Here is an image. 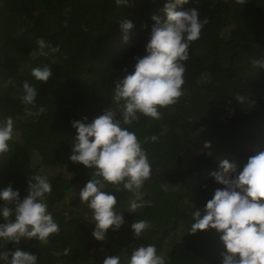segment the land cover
Listing matches in <instances>:
<instances>
[{
    "label": "trees",
    "instance_id": "1",
    "mask_svg": "<svg viewBox=\"0 0 264 264\" xmlns=\"http://www.w3.org/2000/svg\"><path fill=\"white\" fill-rule=\"evenodd\" d=\"M165 2L0 0V119L14 121L10 150L0 155V188L11 185L23 198L28 180L47 176L48 211L59 225L47 243L22 239L0 251L19 247L36 253L38 264H102L111 255L127 264L133 249L154 244L166 264H220L224 249L217 233L188 230L195 206L203 208L223 187L209 175L219 161H246L264 150V69L253 63L264 60V0H189L177 8L195 7L208 22L200 38L189 43L184 95L161 108L159 120L141 115L131 126L141 141L157 137L142 145L151 165L139 190L146 203L130 212L136 194L108 184L104 190L115 195L124 223L110 228L105 241L93 239L92 210L78 198L92 170L68 159L72 121L87 117L90 122L109 109L120 119L112 98L115 82L133 71L135 57L145 55L151 16L163 21ZM123 20L133 23L126 42ZM39 38L59 52L40 55ZM45 64L52 76L42 83L31 70ZM24 81L37 88L33 105L20 100ZM46 91L53 97L43 101ZM41 107L39 115H27ZM138 220L149 225L139 237L129 227Z\"/></svg>",
    "mask_w": 264,
    "mask_h": 264
},
{
    "label": "clouds",
    "instance_id": "2",
    "mask_svg": "<svg viewBox=\"0 0 264 264\" xmlns=\"http://www.w3.org/2000/svg\"><path fill=\"white\" fill-rule=\"evenodd\" d=\"M126 4L127 0H115ZM189 0H166L162 11L165 19L151 16V26L145 55L135 57L134 69L115 82L112 98L120 113L105 110L90 122L87 117L71 122L75 129L68 159L91 169L90 179L78 192L81 203L92 210L94 228L91 233L96 241H105L106 232L118 230L124 223L122 213L116 209L117 200L113 192L105 191L108 184L116 191L120 186L136 194L130 203V212L144 206L139 194L144 182L151 176V165L143 143L156 141V136L141 141L131 126L140 116L153 120L161 118V108L175 105L184 95V73L189 59V43L200 38L207 18L201 19L195 7L177 10ZM244 2V0H241ZM133 28L131 20H123L120 29L127 33ZM40 55L59 52L43 38L37 40ZM264 69V60L253 61ZM31 76L46 83L52 69L45 64L31 70ZM20 100L33 105L37 88L24 81ZM28 110L27 115H39ZM14 137L12 117L0 119V155L8 153ZM205 148L209 144L204 145ZM214 181L222 185L213 191L203 208L195 206L191 212L188 234L214 230L223 246L220 264H264V150L244 160L221 159L217 170L209 172ZM52 185L47 176L35 175L27 181L26 195L21 198L19 190L11 185L0 188V247L11 242L18 245L22 239H35L47 243L48 238L59 232V225L48 211L47 196ZM146 220L132 222L129 227L139 237L146 228ZM68 249L64 250V254ZM0 264H38L36 253L15 247L0 251ZM102 264H121L119 255L106 256ZM127 264H166L154 244H145L133 249Z\"/></svg>",
    "mask_w": 264,
    "mask_h": 264
},
{
    "label": "rangeland",
    "instance_id": "3",
    "mask_svg": "<svg viewBox=\"0 0 264 264\" xmlns=\"http://www.w3.org/2000/svg\"><path fill=\"white\" fill-rule=\"evenodd\" d=\"M27 4H28V2L25 3L26 6H27ZM26 10H29V8H26ZM51 97H53V93H51V91H48V92L46 91L45 93H43L41 95V100L45 101V100H47V99H49ZM69 207L70 206H68V208Z\"/></svg>",
    "mask_w": 264,
    "mask_h": 264
}]
</instances>
